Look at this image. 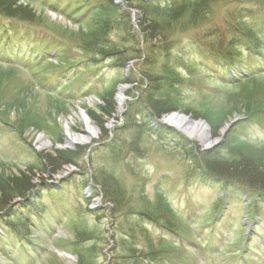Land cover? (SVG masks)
Returning a JSON list of instances; mask_svg holds the SVG:
<instances>
[{"label": "rangeland", "instance_id": "374dc122", "mask_svg": "<svg viewBox=\"0 0 264 264\" xmlns=\"http://www.w3.org/2000/svg\"><path fill=\"white\" fill-rule=\"evenodd\" d=\"M26 1L0 4L1 38L17 33L10 61L0 62V181L9 195L0 201V223L19 232L4 236L14 260L0 253V264H79L83 248L92 251L88 264H264V238L256 235L264 222L257 228L252 221L264 220V205L256 210L232 198L226 221L219 214L228 196L194 172L196 161L205 167L213 157L219 171L242 174L250 189L264 186V70L244 75L263 60L264 37L254 30L264 25V0H209L206 14L193 19L186 12L168 29L166 11L183 0H74L66 10L71 0ZM111 4L135 17L100 13L108 23L92 46L97 32L80 16ZM233 59L243 64L227 70ZM168 65L169 80L162 79ZM155 76L171 81L180 111L156 116L143 108L138 95L158 85ZM81 83L95 95L65 96ZM139 110L148 124L140 130ZM82 113L98 134L89 145H68L67 128L73 137L87 133ZM173 114L204 122L209 138L189 139L168 127ZM65 151L79 155L78 165H58ZM39 155L54 166L36 170ZM72 175L85 182L81 192L50 196L64 180L74 182ZM14 184L22 197H13ZM22 201L44 220L32 215L27 223ZM6 202L26 212L18 208L21 218L10 219ZM26 239L38 246L30 258L19 255ZM249 245L258 252H248Z\"/></svg>", "mask_w": 264, "mask_h": 264}, {"label": "trees", "instance_id": "16d2710c", "mask_svg": "<svg viewBox=\"0 0 264 264\" xmlns=\"http://www.w3.org/2000/svg\"><path fill=\"white\" fill-rule=\"evenodd\" d=\"M32 1H34V0H28V2H32ZM73 1L74 0H71V3L67 4V6H65V9L64 8L63 9L66 10L68 7H70L71 4H73ZM166 1H171V0H166ZM210 1H212V0H210ZM255 1H258V0H255ZM1 2L3 3L4 0H0V4H2ZM190 2H192V1L191 0H183L179 5H177V6L173 5V7L169 11H166L165 17L167 19V23L166 24L164 23V27L166 29L170 28L172 21L178 19V17H180L181 15H184L186 12H190L191 18H193V19L197 18L201 15H204L208 12L209 0H196L195 2H193V4H191ZM84 6H83V8H84ZM111 6H112V9H109L110 7L104 6L105 8L100 7L99 9H97L98 11L97 10L87 11L80 16V17H83L85 21H88V19H90L88 22V30H91L93 33H95V31L97 32V33H95L94 38L91 39V42H92L91 45L92 46H96L98 44V41L101 38L102 31L100 30L99 26L101 25L102 28H105L107 26V23H108L106 18L103 19V21H101L97 17L100 13L106 14V16L108 15L107 17L119 15L124 20H126L128 18L130 19V17H129L130 15L127 14L122 9H120L119 6H113L112 4H111ZM59 7H60V2H58L57 5L54 6V9L57 10V9H59ZM64 10H63V12H64ZM258 12H261L264 14V7H262V9H260V11H258ZM258 14H260V13H258ZM146 19L149 20L151 22V24L154 21V20H151L150 17L148 18L147 15H146ZM81 20H83V19H81ZM89 23H90V25H89ZM154 24L158 26V24H156V23H154ZM259 25H260L259 26L260 28L258 30H254V33L256 34L257 37L258 36L264 37V25H262V23H260ZM157 26H155V28L157 30L156 32L158 34L162 35L163 29H160V31H158ZM103 36L104 35H102V37ZM16 37H17V33L14 31H8L7 39H2L0 36V62L1 63H8L10 61L9 52L13 48V46H15L14 39ZM21 41H23V40H20V42ZM157 49L158 48H155V47L152 48V50H157ZM163 49H164V47H163ZM163 54L164 53H162V55ZM148 56L152 57V58L158 57L156 52L148 53ZM261 56H262L261 58H263V60H260L259 68L257 66L255 68V70H253V71L247 70L248 72L247 71H244V72H247V74L251 75L252 73L263 71L264 70V54H261ZM146 58H147V56H146ZM160 58H162V57H160ZM261 58L257 57V59H261ZM167 59L170 60L169 58H167ZM242 61L243 60H239V59L238 60L233 59L230 61H226L227 70L229 68L236 70L237 67H241V64H243V63H241ZM236 65H238V66H236ZM169 68H170V65H168L165 68V70H162L163 71V74L161 75L162 79L169 80L167 77L164 76L165 72L168 73L167 71L169 70ZM246 69H248V68H246ZM241 70H245V68H241ZM241 72H243V71H241ZM61 75L56 80L51 81V83L49 84L51 86L49 91L54 92L56 90V88L59 86V84L62 80ZM151 79L153 81H157L158 85L154 86L155 88H151V89L142 87V91L138 95V101L141 102V105H143V108H148V111L150 113L156 115V116L168 114L171 112L180 111L182 109V106L180 105L178 98L175 96L173 91L167 86L168 84H172L171 81L165 82L164 80L159 79V77H157V76L152 77ZM103 81H101V82L103 83ZM64 82H68V81H64ZM68 84H71V83L68 82ZM165 88H166V90H165ZM167 88L169 90H167ZM86 95L91 96V95H95V93H94L92 87H90L88 84L81 83V84H79V86H77V88L73 89L72 93H70V94L66 93L65 96L68 98H72V100H76V98H78L80 100L83 97H85ZM142 112H143L142 110L138 111V113L141 115V117L144 118L143 122L139 121V125L137 126L138 130H140L141 128L146 127L148 125L146 122H144V121H146L147 118L145 119V117L142 115ZM147 116L149 117V115H147ZM160 131H162V130H160ZM170 132L173 133L172 131H170ZM190 150H192V149H190ZM77 156H79V155H77L76 153H73V152H66V151L65 152H59L58 153L59 158L57 157L58 165L70 164V165L76 166V165H78V163L76 162ZM206 159L208 160L209 157H206ZM214 159L215 158L212 157L213 161L210 160L206 164L205 167L200 166V163L198 161H196V163L194 164V167L196 168L194 170V172L197 176L198 175L200 176L198 178H200V180L203 182V184H205V186H207L208 188H210V189L220 188L219 190H222L223 192L228 193V198L226 199V204H225V206L223 205L224 207L220 210V214H219L220 218L223 217V219L226 218V221L228 220L229 216L232 213V208H230L232 198H236L241 204H244L245 206L256 208V210L261 208L260 206L264 205V186L262 187L259 184L253 183V184H255L254 186H252L254 189H250L249 187L252 185L251 182L248 181V182H250V184L244 182L242 180L243 179L242 174L237 175L235 173H231L228 170H226V171L223 170V172L219 171V169L217 167L218 163L214 162ZM193 160H194V158H193ZM53 162L54 161L50 160V158L44 159L41 155H39V159L37 160V163H36V165L38 164L36 170H38L40 172H44L46 170L45 167L47 168V166L48 167L54 166ZM214 168L218 169L217 171L219 174L214 173V175H212ZM77 175H72V177H71V178L75 179L74 182H73V179L64 180L59 185V187H57L53 190L55 192V194L50 195V196H56L57 194H63V193L68 192V190H72L76 193H77V191L81 192L80 190H82V187L86 184L84 181H82V179L75 178ZM216 177H221L222 179H219ZM223 178H225V180ZM243 182L245 183L244 187L249 188V189H245L243 187L238 186L240 184H244ZM217 184L219 186L221 185V187L216 186ZM1 185H3L2 181H0V190L2 192V196L0 197V201L5 200V199H9V195H7V191L5 189L6 187L3 188V186L1 187ZM14 186L10 189V190H12V192H14L13 188H16V187L19 188L18 184H16V185L14 184ZM41 186L43 187L41 190H43V191L46 190V192H48V193L50 192V189H52V188H49V185H46V184H42ZM18 188H16V191L13 194V197H16V196L22 197L23 196L18 192V190H19ZM56 190L58 191L57 193H56ZM25 191H30V189H28L26 187L24 189V193H25ZM64 196H66V195H64ZM63 200H64V202H63L64 204L68 203L67 199L65 200V197ZM82 200L85 203H89L85 194L82 195ZM22 203H23L22 207L28 206V211H27V215L25 218L27 223H29L30 217H32V215L34 217L35 216L39 217V216L43 215V213L37 208V206H33L32 208H29V206H30L29 204H26L24 201H22ZM114 205L116 206V204H114ZM4 208L6 209L5 216L10 217V219L21 218V217H18L20 215L18 213H16L18 208H20V212L23 211V214L26 212V211H24L23 208H21L19 202L17 204L6 202L4 204ZM9 208H11V209H9ZM143 215L145 218H151L148 215H146V216H145V214H143ZM58 216H59V214H58ZM151 219L154 220L153 218H151ZM252 221L256 225V227L257 226L259 227L264 222V220L259 216L253 217ZM1 222L2 223H0V229L5 232L4 235H8L9 233H7V232L15 233L14 229H12V228H14L12 223H8V222L3 223L4 222L3 220ZM246 229H247V227H246ZM48 231H49L48 229H44V232H48ZM12 234H10V235H12ZM256 235H258L260 237L262 236L264 238V228L260 229V232H256ZM25 241H26V244H21L19 247V250H20L19 255L21 257L30 258L31 256H33L32 254L35 253L36 250H38V246L35 244L33 245V243L29 242L28 240H25ZM11 249H13V248L11 247ZM11 249L9 248V245H3V246L0 245V253L4 256V258H11V260H14L12 255H11V252H12ZM74 249H76V247H74ZM247 251L253 253V252H256L257 249L250 247V245H249L247 247ZM77 253L79 254L80 259H81V260L78 259V261L80 262L79 264H88L90 262L89 258L92 255V251H88V250L83 248L82 251H79V252L77 251ZM17 258H19L18 255H17Z\"/></svg>", "mask_w": 264, "mask_h": 264}, {"label": "bare ground", "instance_id": "6f19581e", "mask_svg": "<svg viewBox=\"0 0 264 264\" xmlns=\"http://www.w3.org/2000/svg\"><path fill=\"white\" fill-rule=\"evenodd\" d=\"M123 92V91H122ZM120 95V103H123L124 96L122 93ZM86 123V134L79 136L70 135L69 130H67V143L75 144L79 143L81 145H89L92 143L93 139L97 136L98 132L95 128L92 127L91 123L87 120H84ZM166 123L177 131L183 133L189 139H208L209 138V130L205 124L198 123L195 124V121L192 122L191 119L187 117H180L177 115H172L166 119ZM211 146L213 142L210 143ZM214 145V144H213Z\"/></svg>", "mask_w": 264, "mask_h": 264}, {"label": "water", "instance_id": "95a60500", "mask_svg": "<svg viewBox=\"0 0 264 264\" xmlns=\"http://www.w3.org/2000/svg\"><path fill=\"white\" fill-rule=\"evenodd\" d=\"M177 116H178V115H177ZM180 117H185V116H180ZM191 121L194 122L193 120H191ZM198 123L205 124L204 122H195L196 125H199ZM67 144L70 145L69 143H67ZM213 144L215 145L216 142H213ZM213 144H212V145H213ZM210 146H211V144L209 143V144H208V147H210Z\"/></svg>", "mask_w": 264, "mask_h": 264}]
</instances>
